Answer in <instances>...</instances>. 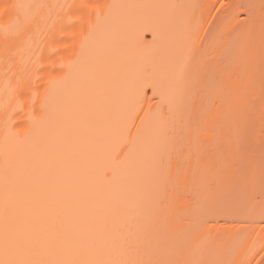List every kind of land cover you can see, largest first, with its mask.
<instances>
[{"label": "snow or ice", "instance_id": "snow-or-ice-1", "mask_svg": "<svg viewBox=\"0 0 264 264\" xmlns=\"http://www.w3.org/2000/svg\"><path fill=\"white\" fill-rule=\"evenodd\" d=\"M0 264H264V0H0Z\"/></svg>", "mask_w": 264, "mask_h": 264}, {"label": "bare ground", "instance_id": "bare-ground-1", "mask_svg": "<svg viewBox=\"0 0 264 264\" xmlns=\"http://www.w3.org/2000/svg\"><path fill=\"white\" fill-rule=\"evenodd\" d=\"M109 2H121V0H109ZM196 2L212 4L215 0H196ZM146 40H151V35L146 34ZM257 152L259 153V142L257 141ZM231 220L229 217H216L213 220L212 224H209L208 227L211 229L219 228L221 225L228 223ZM212 235H215V230H213Z\"/></svg>", "mask_w": 264, "mask_h": 264}]
</instances>
